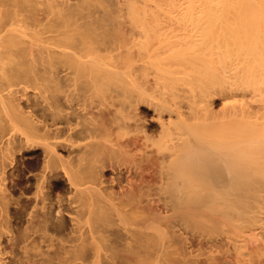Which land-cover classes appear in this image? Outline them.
<instances>
[{
	"label": "bare ground",
	"instance_id": "1",
	"mask_svg": "<svg viewBox=\"0 0 264 264\" xmlns=\"http://www.w3.org/2000/svg\"><path fill=\"white\" fill-rule=\"evenodd\" d=\"M0 264H264V0H0Z\"/></svg>",
	"mask_w": 264,
	"mask_h": 264
},
{
	"label": "rangeland",
	"instance_id": "2",
	"mask_svg": "<svg viewBox=\"0 0 264 264\" xmlns=\"http://www.w3.org/2000/svg\"><path fill=\"white\" fill-rule=\"evenodd\" d=\"M30 91H31V92H30ZM36 91H37V90H32V89L29 90L30 93H35ZM23 160L26 162V159H25V158H24Z\"/></svg>",
	"mask_w": 264,
	"mask_h": 264
}]
</instances>
